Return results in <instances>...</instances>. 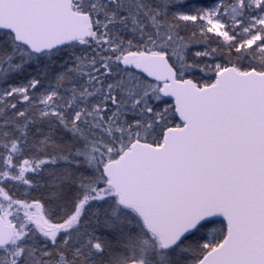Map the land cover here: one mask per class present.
Wrapping results in <instances>:
<instances>
[{
    "label": "snow or ice",
    "instance_id": "1",
    "mask_svg": "<svg viewBox=\"0 0 264 264\" xmlns=\"http://www.w3.org/2000/svg\"><path fill=\"white\" fill-rule=\"evenodd\" d=\"M0 264H264V0H0Z\"/></svg>",
    "mask_w": 264,
    "mask_h": 264
}]
</instances>
